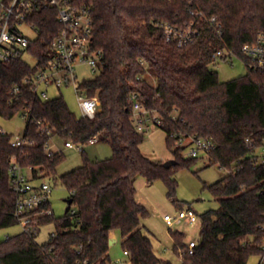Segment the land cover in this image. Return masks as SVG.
<instances>
[{"label":"trees","instance_id":"1","mask_svg":"<svg viewBox=\"0 0 264 264\" xmlns=\"http://www.w3.org/2000/svg\"><path fill=\"white\" fill-rule=\"evenodd\" d=\"M71 2L91 10L92 47L103 55L100 74L79 85L87 97L100 101V111L93 119L78 118L62 97L44 100L25 83L37 72L36 65L23 59L0 64V119L23 114L24 136L31 142L13 148L14 135L0 132V230L19 224L9 173L13 159L38 181L46 174L56 177L64 160L60 153L49 156L45 150L55 136L84 146L98 136L111 147L112 157L93 161L83 154L82 166L60 177L73 199L70 212L55 219L54 212L41 216L40 209L34 211L36 231L0 240V264H111L115 230L130 264H173L160 260L154 251L143 223L148 210L136 199L135 183L140 177L149 186L162 181L168 199L183 210L176 198L175 175L191 169L201 156L183 158L184 148L177 146L182 137L212 141L216 148L205 155L209 166L217 165L227 174L215 184L204 183L220 206L200 216L197 247L193 255H183L181 264H248L252 257L262 259L264 73L248 69L245 76L222 82L210 66L217 51L239 54L264 34V0ZM57 15L48 10L33 18L39 38L28 52L39 64L51 53V40L61 28ZM212 17L221 25V34L209 23ZM192 22L199 30L193 43L180 48L166 42L163 26L183 29ZM137 102L158 116V127L166 133L167 147L177 161L172 168L142 153L145 135L133 122ZM42 209L53 211L51 203ZM50 224L54 233L39 244L36 235ZM171 236L175 253L185 251V235Z\"/></svg>","mask_w":264,"mask_h":264},{"label":"built area","instance_id":"2","mask_svg":"<svg viewBox=\"0 0 264 264\" xmlns=\"http://www.w3.org/2000/svg\"><path fill=\"white\" fill-rule=\"evenodd\" d=\"M56 10L57 20L61 25L59 32L51 40L50 51L43 64L29 55L28 49L32 42L39 38V28L33 21L41 11ZM198 17H204L203 13H198ZM209 23L216 27L221 34V25L216 17L209 19ZM24 28L31 30L34 37H29ZM166 42L175 43L182 48L193 43L199 35L197 24H188L185 28L163 26ZM93 19L91 10L87 7H76L71 0H0V64L8 63L29 57L33 64L37 66V72L25 80V83L32 86L34 93L42 99L48 100V90L54 86L60 89L64 86L76 85L77 75L75 65L88 64L94 73L101 72L103 69V55L100 51L92 47ZM241 60L247 69L254 72L264 73V34L258 36L257 40L251 44L244 45L239 54L233 50L223 49L213 55V60L225 62L233 65V60ZM15 93L18 89L14 90ZM77 99L82 112V118L93 119L100 111V101L97 98H89L76 87ZM136 99L137 96L134 95ZM133 122L139 132L145 133L155 124L159 126L158 116L153 112L145 110L140 103L133 106ZM0 132L6 134L0 128ZM189 143L186 145V142ZM99 142L98 136L90 139L89 145ZM249 144L251 142L248 140ZM31 143L24 135L13 136L11 146L21 148ZM66 148L76 149L83 152L82 144H75L71 141L65 142ZM178 147H183L184 157L195 159L202 155L209 154L216 148L210 140L199 139L196 137H182L177 142ZM47 154L52 156L54 152L50 143L45 148ZM260 162L264 163V149L261 154ZM30 169H25L18 161L12 160L10 163V180L13 191L17 195L15 205V217L18 223L26 232H33L37 229V222L32 215L34 211H39L41 216H51V209H42L50 203L52 188L48 183L41 182L36 184L31 174L26 173ZM42 209V210H41ZM164 220L168 225H173L177 221H185L189 224L197 222L196 213L188 208L179 210L175 217L166 215ZM197 247L196 242L187 244L185 251L180 252L181 263L184 254L193 255ZM125 256L128 253L125 252ZM264 260L262 257L261 262Z\"/></svg>","mask_w":264,"mask_h":264},{"label":"rangeland","instance_id":"3","mask_svg":"<svg viewBox=\"0 0 264 264\" xmlns=\"http://www.w3.org/2000/svg\"><path fill=\"white\" fill-rule=\"evenodd\" d=\"M24 30L29 37L35 36L31 30L26 28ZM25 60L28 63H34L29 57H25ZM74 68L77 75L76 85L64 86L60 89L52 86L48 90V96L49 99L62 97L69 109L80 118L82 117V112L77 99L76 87L85 81L94 79L100 73H94L88 64L77 63ZM210 68L218 74L222 82L245 76L248 73L247 67L239 59H234L233 65L217 62L211 65ZM26 124L27 120L23 114L17 115L12 120L0 119V128L14 136L24 135ZM144 135L145 138L141 145V150L145 156L161 163H166L172 159L175 160L173 153L167 147V135L161 128L153 124ZM65 142L64 139L57 136L53 137L50 141L52 151L60 153L64 157L63 162L57 169L56 177L46 174L47 176L41 181H36V184L45 182L51 186L50 203L55 219H59L65 215L68 206L67 201L70 197V192L61 183L60 177L81 167L84 155L93 161L107 160L112 157L111 147L101 139L95 145H83V152L66 148ZM188 143L189 141L186 142V145ZM26 173L30 176L29 171H26ZM226 174L227 172L220 169L217 165L209 166V160L205 155H202L192 165L191 169H180L177 171L175 175L178 182L176 198L179 201V205H182L184 209L191 207L196 213L197 222L194 224L177 221L170 226L164 220L166 215L177 216L179 207L168 199L167 190L162 181L156 182L152 187H148L145 182L137 183V200L148 210V216L143 223L149 232L154 251L160 260L180 264V257L174 251L172 232L183 233L185 235V243L187 244L190 242L198 243L201 232L200 216L209 210H216L220 206L219 201L208 190H205L204 183L208 185L215 184L222 180ZM140 178L144 179L143 177ZM56 179L58 180L56 181ZM23 231L24 229L20 224L1 229L0 240H6ZM54 231V224L41 227L36 235V241L39 244L47 243ZM113 235L116 238L113 239L115 243L110 246L111 264H130L129 257L125 256L124 253L120 232L118 230L112 231L111 236L113 237ZM260 260V257H252L248 264H259Z\"/></svg>","mask_w":264,"mask_h":264},{"label":"water","instance_id":"4","mask_svg":"<svg viewBox=\"0 0 264 264\" xmlns=\"http://www.w3.org/2000/svg\"><path fill=\"white\" fill-rule=\"evenodd\" d=\"M176 164H177V161L172 159V160L167 161L166 163H164V167L166 169H170L173 166H175ZM67 204H68V206H67V209H66V213H69L70 210H71V207L73 205V199H68ZM113 244H114V241L110 240V246L113 245Z\"/></svg>","mask_w":264,"mask_h":264},{"label":"crops","instance_id":"5","mask_svg":"<svg viewBox=\"0 0 264 264\" xmlns=\"http://www.w3.org/2000/svg\"><path fill=\"white\" fill-rule=\"evenodd\" d=\"M38 181H41V180H38ZM138 182H145L146 183V185L148 186V187H152V186H149L148 184H147V182H146V180L145 179H141V178H138L137 180H136V183H135V186H137V183ZM38 183V182H37ZM136 189H137V187H136ZM136 199H137V195H136ZM138 201V200H137ZM116 238V236L115 235H113V237L111 236V240H113V239H115ZM115 243V242H114ZM187 244V243H186ZM178 255V254H177ZM179 256V255H178ZM180 264H181V260H180Z\"/></svg>","mask_w":264,"mask_h":264}]
</instances>
